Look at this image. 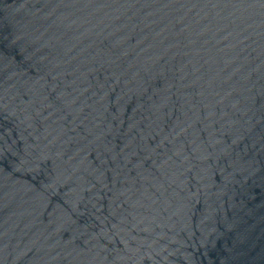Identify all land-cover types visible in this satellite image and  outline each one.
Here are the masks:
<instances>
[{"label": "water", "instance_id": "1", "mask_svg": "<svg viewBox=\"0 0 264 264\" xmlns=\"http://www.w3.org/2000/svg\"><path fill=\"white\" fill-rule=\"evenodd\" d=\"M0 264H264V0H0Z\"/></svg>", "mask_w": 264, "mask_h": 264}]
</instances>
